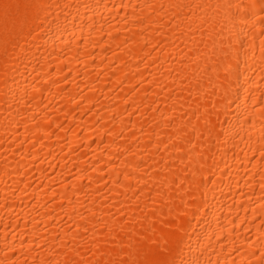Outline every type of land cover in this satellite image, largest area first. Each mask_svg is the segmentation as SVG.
<instances>
[{"label": "bare ground", "instance_id": "1", "mask_svg": "<svg viewBox=\"0 0 264 264\" xmlns=\"http://www.w3.org/2000/svg\"><path fill=\"white\" fill-rule=\"evenodd\" d=\"M0 264H264V0H0Z\"/></svg>", "mask_w": 264, "mask_h": 264}]
</instances>
